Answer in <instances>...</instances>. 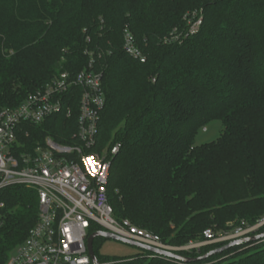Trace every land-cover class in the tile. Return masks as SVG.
Returning a JSON list of instances; mask_svg holds the SVG:
<instances>
[{"label": "trees", "instance_id": "trees-1", "mask_svg": "<svg viewBox=\"0 0 264 264\" xmlns=\"http://www.w3.org/2000/svg\"><path fill=\"white\" fill-rule=\"evenodd\" d=\"M194 11L203 15L201 29L165 42L175 29L187 32ZM126 28L145 62L123 49ZM92 58L106 94L95 149L120 145L108 184L117 219L184 246L204 239L206 229L230 232L264 217V0H0V107L18 105ZM78 107L29 125L35 139L74 142ZM216 119L219 138L197 145L199 129ZM0 201L6 264L38 221L39 196L13 185ZM263 233L264 226L248 236ZM101 239L94 240L101 263L264 264V237L174 251L200 257L224 248L193 262L146 250L110 258L99 252Z\"/></svg>", "mask_w": 264, "mask_h": 264}, {"label": "built area", "instance_id": "built-area-1", "mask_svg": "<svg viewBox=\"0 0 264 264\" xmlns=\"http://www.w3.org/2000/svg\"><path fill=\"white\" fill-rule=\"evenodd\" d=\"M186 17L187 32L175 29L165 42L182 41L200 30L204 22L202 13L194 11ZM123 49L142 62L147 59L129 28L124 32ZM95 64L92 58L87 67L74 75L62 71L18 105L0 107V192L9 186L23 185L36 190L39 196L38 221L6 264H93L88 249L93 226L171 251L200 249L209 243L239 239L264 226L263 217L255 225H242L230 232L217 234L209 228L202 240L171 246L160 235L129 219H117L108 184L120 145L95 149L106 105L103 72ZM77 101L78 132L73 136L74 142H60L50 135L35 139L29 125L40 124L64 111L69 116ZM4 204L0 201V207Z\"/></svg>", "mask_w": 264, "mask_h": 264}, {"label": "rangeland", "instance_id": "rangeland-1", "mask_svg": "<svg viewBox=\"0 0 264 264\" xmlns=\"http://www.w3.org/2000/svg\"><path fill=\"white\" fill-rule=\"evenodd\" d=\"M222 130H223L222 121L219 119L213 120L209 124H207L205 128L203 127L199 129L196 135L195 143L197 145H201L204 143L212 142L219 138ZM100 244H101L99 249L100 254L104 256H108L110 258H116V257L121 258L124 256H132L137 254L138 252L144 251L143 249L137 246L112 238L101 239ZM119 261L121 260L119 259ZM116 262L114 260H109L108 262H104L102 264H118Z\"/></svg>", "mask_w": 264, "mask_h": 264}, {"label": "water", "instance_id": "water-1", "mask_svg": "<svg viewBox=\"0 0 264 264\" xmlns=\"http://www.w3.org/2000/svg\"><path fill=\"white\" fill-rule=\"evenodd\" d=\"M97 237L116 239V240H119V241H122V242H125V243H128V244L137 246V247H139V248H141L143 250H146V251H149V252H153L155 254L167 256V257H170V258H175V259H178V260H181V261H184V262H193V261H197V260H202V259L207 258V257L213 255L214 253H217V252L222 251L224 249L222 247V248L213 250V251H211V252H209V253H207V254H205L203 256H200V257H187V256H183L181 254H178V253H176L174 251H171V250H168V249L155 247V246L149 245V244L144 243V242H140V241H137V240H134V239H131V238L120 236V235L112 233L110 231L101 230V231H98V232L91 233L89 235V237H88V249H89V254L91 256L93 264H102L99 261L98 256L96 255L95 250H94V240ZM262 237H264V233L263 234H255L253 236H248V237H244V238L242 237V238L233 240L231 243H229L225 247H229V246H231L233 244L241 243V242H244V241L259 239V238H262Z\"/></svg>", "mask_w": 264, "mask_h": 264}, {"label": "snow or ice", "instance_id": "snow-or-ice-1", "mask_svg": "<svg viewBox=\"0 0 264 264\" xmlns=\"http://www.w3.org/2000/svg\"><path fill=\"white\" fill-rule=\"evenodd\" d=\"M89 159H91V158H89ZM93 174L95 175V171L93 170Z\"/></svg>", "mask_w": 264, "mask_h": 264}]
</instances>
